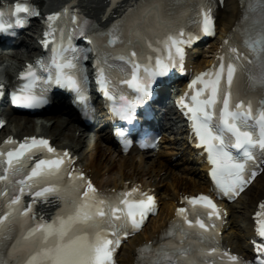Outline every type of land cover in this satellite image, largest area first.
I'll use <instances>...</instances> for the list:
<instances>
[{
	"label": "snow or ice",
	"instance_id": "6c2138e0",
	"mask_svg": "<svg viewBox=\"0 0 264 264\" xmlns=\"http://www.w3.org/2000/svg\"><path fill=\"white\" fill-rule=\"evenodd\" d=\"M161 3L162 0H154L150 8L133 16L127 29L130 37L142 41L148 49L161 53L166 51L167 55H148L147 64H152L153 60L154 64L145 67V74L132 72L129 83H134L141 95L115 107L116 115L125 119L132 118L134 104L140 103L149 94V85L158 75L166 73L173 64L182 65L183 45L197 38L186 33L180 22L186 8L165 13ZM254 7L259 8V28L246 35V42L253 50L254 58L260 62L261 71L249 75L254 84L264 88V0H257ZM14 11L16 17L12 22L23 24L26 16H21V11L31 13L34 9L28 0H17ZM64 11L68 12L69 9L65 8ZM134 12H140L139 7L129 9L125 17L112 26L115 34L110 36L109 43L124 39V30L119 25ZM61 14L50 13L49 19ZM148 17L156 21L151 35L146 34L142 27ZM10 26L5 8L0 7V30L7 31ZM159 26L163 27L162 31ZM203 31H213L212 18L207 10L203 13ZM51 38L55 41V37ZM65 51L61 37L60 44L54 43L46 76L38 73L37 66L31 63L27 65L26 70L20 73L21 77L27 78L26 83L22 90L13 92L15 104L45 103L47 88L53 82L77 92L83 91L85 81L75 71L66 70H78L75 56L65 60ZM233 51L239 55L238 49ZM131 54H137L135 49ZM130 62L139 69V64ZM38 67L45 68V64L38 62ZM239 67V61L227 65L218 62V67L214 66L196 76L190 84L194 90L178 100L181 106H187L191 114L199 143L207 147L208 158L213 165L210 170L213 179L219 189L229 195H239L258 170L264 171V168H258L264 165V102L257 113L250 101L240 98L236 86ZM97 79L101 90L106 95H112L103 68ZM201 84L202 87L199 86ZM188 95L191 101L186 99ZM79 98L84 99L82 95ZM7 141L10 146L6 150L0 148V182H4L0 187V264H115L113 254L121 244V238L129 236L144 224L147 214L156 207L155 196L141 192L138 187H129L116 196L99 193L91 178L83 170L75 168L74 158L69 151L58 150L44 136H32L22 141L9 136ZM233 147L242 150V154L234 152ZM37 152L46 154L36 159L30 168L26 167ZM25 190L35 198L27 206L21 203ZM51 194L58 196L63 206L52 220L37 219L34 211L36 200H47ZM184 199L193 208L181 207L177 211L182 222L190 227L184 228L181 224L180 241L157 247L154 253L149 251L150 242L143 245L141 253H147L148 257L145 264H215L208 253H219L222 259L232 264H264V201L260 204L261 210L256 213L260 238L256 240L258 255L254 261H247L223 248L202 247L193 250L191 246L184 247L183 238L192 230H196L205 240H213L215 217L222 211L212 197L205 193ZM198 206H202L204 211ZM175 232L174 226L168 229V233Z\"/></svg>",
	"mask_w": 264,
	"mask_h": 264
},
{
	"label": "bare ground",
	"instance_id": "6f19581e",
	"mask_svg": "<svg viewBox=\"0 0 264 264\" xmlns=\"http://www.w3.org/2000/svg\"><path fill=\"white\" fill-rule=\"evenodd\" d=\"M4 1L14 0H0V2ZM33 1L45 12L52 11L64 3L72 4L74 8L101 24H108V22L126 15L129 9H137L138 7L140 9V12L129 14V17L139 15L145 9L141 11L140 3L142 0ZM242 4L241 0H225L224 8H219L217 11L218 16L222 17V22L218 27V35L210 41L208 48L194 49L191 56L197 55L201 59L199 57L195 61H188L189 70L194 69L196 72H201L217 61L226 39L230 37L242 17ZM160 6L165 13L185 8L179 6L176 9L168 0H162ZM107 16L108 18H106ZM183 19L184 14L180 17L181 23ZM154 25H156L154 18L148 17L142 27L146 34L151 35V29ZM242 26L240 27L241 32L245 28ZM159 30L162 31L163 27L159 26ZM22 42L30 54H25L26 51L17 50L14 51L11 60L0 56V65L5 61H11V65L0 72V78L3 76L6 80H13L16 76V69L13 65H19L17 69L20 70L25 66V63L32 61L33 57L38 54L36 35L23 38ZM144 46L146 47L145 44ZM154 51V49H148L149 53ZM237 85L240 86V81ZM57 113L58 115H50L37 121L34 118L13 115L10 109L5 108L3 114L7 117L8 124L0 132V143L7 136L21 139L24 136L43 135L51 138L53 144L58 148L68 149L73 153L78 158L75 166L78 165L88 172L98 190L115 192L134 184L142 185L144 189H153L160 197L163 207L160 208L157 217L149 218L147 224L154 221L152 228L146 226L140 234L130 239L123 245L118 256L119 264H138L139 247L148 241H158L160 235L166 231L169 221L174 217L176 208L183 205V197L207 191L209 188L206 176L207 168L204 164L199 163L201 158L197 157V151L192 147L191 138L184 122L174 109H171L165 130L170 132V136H164L162 151L156 155L139 154L135 151L129 155H123L107 133L100 134V132L95 131L96 129H86L78 124L77 117L71 112L67 104L63 107V111ZM179 154L188 161V165H192L186 168L190 173L196 174L195 166L199 167L201 173L188 175L171 168L165 156ZM263 200L264 172L235 203L227 206V222L222 227L224 231L223 240L232 252L244 256L250 255V239L254 234L256 213L259 211V206ZM60 205V199L52 200L40 207V215L48 219Z\"/></svg>",
	"mask_w": 264,
	"mask_h": 264
},
{
	"label": "rangeland",
	"instance_id": "374dc122",
	"mask_svg": "<svg viewBox=\"0 0 264 264\" xmlns=\"http://www.w3.org/2000/svg\"><path fill=\"white\" fill-rule=\"evenodd\" d=\"M222 22V18L220 20ZM181 160V164L179 163V165L177 164V162H179ZM184 162V163H183ZM184 167H186V163L184 160H182V157H178L177 160L173 161L172 163V168L175 169L176 171H178L179 173H185ZM178 174V173H177ZM153 224V222L150 223L149 227Z\"/></svg>",
	"mask_w": 264,
	"mask_h": 264
}]
</instances>
